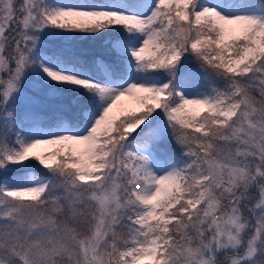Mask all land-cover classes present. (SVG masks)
<instances>
[{
  "label": "snow or ice",
  "instance_id": "1",
  "mask_svg": "<svg viewBox=\"0 0 264 264\" xmlns=\"http://www.w3.org/2000/svg\"><path fill=\"white\" fill-rule=\"evenodd\" d=\"M0 264H264V0H0Z\"/></svg>",
  "mask_w": 264,
  "mask_h": 264
},
{
  "label": "rangeland",
  "instance_id": "2",
  "mask_svg": "<svg viewBox=\"0 0 264 264\" xmlns=\"http://www.w3.org/2000/svg\"><path fill=\"white\" fill-rule=\"evenodd\" d=\"M122 103H125L129 110H132V111H138V106L135 104V102H132V101H122ZM54 149L51 148V147H42L40 149H37V151H40V152H43V151H53Z\"/></svg>",
  "mask_w": 264,
  "mask_h": 264
}]
</instances>
